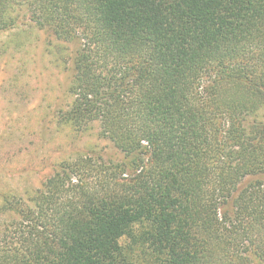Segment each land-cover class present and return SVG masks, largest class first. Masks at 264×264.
<instances>
[{
    "label": "trees",
    "instance_id": "obj_1",
    "mask_svg": "<svg viewBox=\"0 0 264 264\" xmlns=\"http://www.w3.org/2000/svg\"><path fill=\"white\" fill-rule=\"evenodd\" d=\"M58 43L54 120L122 155L0 194V264H264V0H0Z\"/></svg>",
    "mask_w": 264,
    "mask_h": 264
},
{
    "label": "rangeland",
    "instance_id": "obj_2",
    "mask_svg": "<svg viewBox=\"0 0 264 264\" xmlns=\"http://www.w3.org/2000/svg\"><path fill=\"white\" fill-rule=\"evenodd\" d=\"M56 43L23 17L0 31V194L33 192L59 162L77 154L122 158L97 124L78 132L54 120L70 79L52 54Z\"/></svg>",
    "mask_w": 264,
    "mask_h": 264
}]
</instances>
